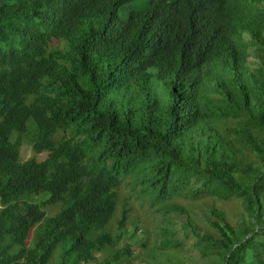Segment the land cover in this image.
Returning a JSON list of instances; mask_svg holds the SVG:
<instances>
[{
  "label": "trees",
  "instance_id": "trees-1",
  "mask_svg": "<svg viewBox=\"0 0 264 264\" xmlns=\"http://www.w3.org/2000/svg\"><path fill=\"white\" fill-rule=\"evenodd\" d=\"M128 177L147 264H264V0H0V264H130Z\"/></svg>",
  "mask_w": 264,
  "mask_h": 264
},
{
  "label": "rangeland",
  "instance_id": "rangeland-1",
  "mask_svg": "<svg viewBox=\"0 0 264 264\" xmlns=\"http://www.w3.org/2000/svg\"><path fill=\"white\" fill-rule=\"evenodd\" d=\"M30 145V138L28 136L23 137L21 155L24 159L35 156L38 160H43L46 157L47 151L36 152ZM140 191L141 186L139 183H135L130 177L125 179L119 192L118 208L111 221L113 226L112 232H118L117 222L122 218L124 208L128 209L129 217L127 222L129 229L127 230L125 241L132 243L134 251V255L129 262L130 264H147V249H154L155 244L161 238L159 215L150 209L147 204V197L142 195ZM218 204L227 211L229 221L236 223L242 213V207L238 201L236 199L229 201L219 200ZM59 207L60 205L48 206V213H55ZM181 221V217L178 216L177 224L179 225ZM123 245L124 243L121 244V246ZM103 256L104 253L99 254L95 262L102 263Z\"/></svg>",
  "mask_w": 264,
  "mask_h": 264
}]
</instances>
